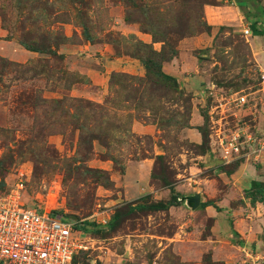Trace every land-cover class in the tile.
I'll list each match as a JSON object with an SVG mask.
<instances>
[{
  "label": "rangeland",
  "instance_id": "374dc122",
  "mask_svg": "<svg viewBox=\"0 0 264 264\" xmlns=\"http://www.w3.org/2000/svg\"><path fill=\"white\" fill-rule=\"evenodd\" d=\"M206 1L0 0V180L21 179L27 207L93 225L86 232L73 226L84 248L69 264H216L211 249L227 264H241L234 237L202 244L209 218L199 224L197 217L187 222L182 213L153 211L163 198H132L123 182L127 165L135 172L130 165L147 158L153 185L172 189L208 139L215 155L208 174L215 176L200 192L217 200L229 185L218 174L242 160L264 178V149L255 160L215 163L218 129L221 135L241 126L264 140V69L241 32L207 27L203 6L214 0ZM178 53L185 68L165 72L162 65ZM235 91L246 95L242 108L226 104ZM192 111L201 116L198 127L188 122ZM195 132L201 144L191 142ZM230 199L244 233L258 232L246 263L264 264V180ZM189 229L200 254L180 262L167 238Z\"/></svg>",
  "mask_w": 264,
  "mask_h": 264
},
{
  "label": "crops",
  "instance_id": "0c3cea01",
  "mask_svg": "<svg viewBox=\"0 0 264 264\" xmlns=\"http://www.w3.org/2000/svg\"><path fill=\"white\" fill-rule=\"evenodd\" d=\"M214 1V4H204L203 6L207 24L211 29H215L217 27H230L231 30H236L241 33L243 29L247 28L250 33L243 36L245 38H249L250 47L252 49V59L259 69H264V46L259 45L262 41H264V33L261 35L252 34V30L249 25L250 22L256 20L257 28L262 29L264 27V5L259 3L257 0H245L246 11L243 10L244 12H241L234 0H222V2H220L221 0ZM245 13L248 16L246 18ZM180 54L178 53L171 60L162 65L165 72L180 73V71L185 68L186 64L181 61L182 56ZM188 122L191 126L198 127L201 124V116L199 113H193L192 111ZM242 124L245 123L243 122ZM257 124L262 126L260 121H258ZM193 130H197V128H193ZM190 140L195 145H198L201 142V138L197 133L193 134ZM212 148L211 142L208 139L205 152H196L191 154L188 158V160L191 161L188 166L191 168V171L188 172L187 175H181L183 177L179 179L178 184L172 186V189L169 187L157 188L153 185L151 178V163L150 159L147 158L140 160L136 164L133 163L130 165L134 166L135 172H131L129 169L130 167H128L129 165H127L125 174L123 175V182L127 184V193L133 196L132 198H136L142 194L152 193V198H163L159 201L166 202L169 198L168 193L171 192V194H174L172 199L173 204L167 206L165 209L155 211H165L167 214L178 212L186 216L188 215L189 218H187V222H192L194 218L197 217L199 219V224L204 223V220L209 218L211 222L207 228V235L202 240V244L208 245V240L213 244L218 243L219 241L229 243L230 238L234 237L235 243H233V245H235L238 250L242 251L244 256H240L241 258L239 257V260L242 261L241 264H247L246 262H249V259H252V254H249L250 243L254 242L253 240H255V236L258 232L254 233L250 237V233H244L245 228L239 227L238 223L233 218L237 209L234 207L231 208L230 198L232 196H238V194L240 195L244 190H247L251 180L262 181L264 178L259 176L261 171H259L256 166L248 162V160H242L239 161L235 168L229 171L228 174L224 172L218 174V177L222 179L223 182H227L229 184L227 190L223 191L222 196H220L217 200H214L213 193L207 189L202 191L204 193L203 194L199 191L201 189V184H203V186L210 185L211 181H213V177L215 176H209L208 174V170H211L210 166H212V160L215 157V155L211 153ZM139 166H143L141 171L137 170ZM205 170H207V173L200 175V173ZM186 183H193L195 186L191 187L192 191L189 193H180V186H183ZM194 195L198 196V202L195 207H192L191 198ZM242 205L247 206L248 203L243 201ZM183 224L187 223L184 222ZM180 226L181 225H178L177 227ZM195 229H198V227L196 226ZM194 230L189 229V231H185L184 234L178 236L179 238L175 237L178 234L177 232H174L169 238H167L170 242H172V251L180 262L192 261L200 254L198 253V250H192L194 240L192 239L191 234L194 233ZM243 236H246L245 239ZM179 244L183 246L182 250L178 248ZM210 252L212 260H215V262H221L222 264H227V261L219 256V254L222 256L220 251L218 252V250L211 249ZM155 264L170 263L158 260Z\"/></svg>",
  "mask_w": 264,
  "mask_h": 264
},
{
  "label": "built area",
  "instance_id": "2783aa9c",
  "mask_svg": "<svg viewBox=\"0 0 264 264\" xmlns=\"http://www.w3.org/2000/svg\"><path fill=\"white\" fill-rule=\"evenodd\" d=\"M242 33L248 35L250 32L245 28ZM260 84L264 85V73L260 75ZM225 99L226 104L235 108L247 103L246 95L240 91L232 92ZM218 133L216 148L221 162L251 155L255 160L264 149V140L243 131L241 126L221 135L218 129ZM23 191L21 179L5 183L0 189V264H69L84 248L82 241L73 234L75 222L49 211L27 207L22 201Z\"/></svg>",
  "mask_w": 264,
  "mask_h": 264
},
{
  "label": "trees",
  "instance_id": "16d2710c",
  "mask_svg": "<svg viewBox=\"0 0 264 264\" xmlns=\"http://www.w3.org/2000/svg\"><path fill=\"white\" fill-rule=\"evenodd\" d=\"M206 3H209V1L207 0ZM210 3L214 4L215 2L214 1H210ZM235 3L236 5L239 7V9L241 10V12H244L243 11V7L245 5V0H235ZM248 17L247 14L245 13V18ZM250 28L252 30V34H255V35H261L264 33V27L262 29H259L256 27L257 25V21H252L250 22ZM208 28H210L209 25H207ZM25 48L31 50V51H39L41 52V48H38V47H29L28 45L25 46ZM174 56V54H172ZM148 63H149V60H147ZM147 62H143V65L145 64V67L147 66V68L150 70L151 69V65L150 63L148 64ZM156 65V64H155ZM158 68H159V65H158ZM156 72L158 73H161L159 69L156 70ZM163 75V73H162ZM165 76V75H164ZM255 135V134H254ZM258 138V137H256ZM201 144V143H200ZM261 184V181H257V180H251L250 183H249V188H251V190L253 191L255 188H257L259 185ZM5 186V182L3 183L1 180H0V189L4 188ZM168 187V186H167ZM251 195H249V198H250ZM252 200V197L250 198V202ZM154 204L152 205V209L153 211L154 210H159V209H165L167 206L173 204L171 201H166V202H162V201H153ZM135 208H139V206H136V207H130L129 210H133ZM112 219H115V215H113ZM79 223H80V226H79ZM75 227H77V229L81 230V232H86V231H91L93 228H92V224L89 223V222H85V221H79V222H76L75 224ZM92 225V226H91ZM110 225H112V221L110 223ZM76 257V254L74 255V257L72 258V260ZM216 264H218L219 262H215ZM220 264H222L220 262Z\"/></svg>",
  "mask_w": 264,
  "mask_h": 264
},
{
  "label": "water",
  "instance_id": "95a60500",
  "mask_svg": "<svg viewBox=\"0 0 264 264\" xmlns=\"http://www.w3.org/2000/svg\"><path fill=\"white\" fill-rule=\"evenodd\" d=\"M215 163H221V160H215ZM191 200H192V207H195L196 205H197V202H198V196L197 195H194L192 198H191ZM69 218L71 219V220H74V217L73 216H69Z\"/></svg>",
  "mask_w": 264,
  "mask_h": 264
}]
</instances>
